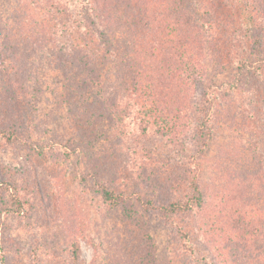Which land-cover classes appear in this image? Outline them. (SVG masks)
I'll return each instance as SVG.
<instances>
[{"label": "rangeland", "instance_id": "rangeland-1", "mask_svg": "<svg viewBox=\"0 0 264 264\" xmlns=\"http://www.w3.org/2000/svg\"><path fill=\"white\" fill-rule=\"evenodd\" d=\"M229 1L221 20L229 27L225 38L186 28L195 30L190 35H205L206 47L191 64L200 73H177L184 80L197 77L183 87L187 99L170 101L181 95L183 84L169 89V101L175 109L182 106L180 121L189 131L170 143L152 130L141 131L130 93L116 104L114 92L126 88L108 76L124 68L119 32L111 46L116 65L96 55V66H85V48L73 49L71 62L61 63L72 36L65 38L64 30L56 34L55 22L36 6L0 0L6 29L22 32L9 39L10 53L0 55L6 60L0 64L11 72L4 80L7 94L22 99L25 115L29 93L41 96L38 122L28 126L29 116L19 120V146H0V264H264V0ZM90 2L99 10L112 2L141 18L170 12L167 3L177 12L172 1ZM152 29L158 31L156 22ZM136 33L144 47L156 35ZM27 36L38 42L35 48ZM215 38L234 46L223 57L211 56L209 42ZM65 68L77 81L90 74L101 75V82L90 83L82 95L69 94L77 88ZM20 91L28 92L20 96ZM76 98L87 108L76 107ZM196 107L203 108L213 129L208 145L197 133ZM194 175L202 208L174 219L163 215L162 204L192 195L188 183ZM102 184L113 191L112 200L104 198ZM17 193L28 202L13 212L11 195Z\"/></svg>", "mask_w": 264, "mask_h": 264}, {"label": "trees", "instance_id": "trees-1", "mask_svg": "<svg viewBox=\"0 0 264 264\" xmlns=\"http://www.w3.org/2000/svg\"><path fill=\"white\" fill-rule=\"evenodd\" d=\"M169 1H172L173 7L177 12H172ZM25 6H36L35 8L47 14L48 17L55 22L52 25L53 31L57 34L58 30H64L65 38L72 39L70 44L65 48V53L61 55V63L70 61V52L73 49L87 50L84 53L87 56L85 66H96V55H100L104 61L107 59H113L115 65L118 61L114 60L117 52H112L111 46L114 44L113 39L118 32L119 39L124 41L125 46L123 48V57L120 56V62L124 68L117 72H110L108 76L115 78V83L124 87L121 91L114 92L116 104L122 103L125 99L131 98V103L137 109L139 121L142 127L141 131L152 130L153 134L162 135L172 143L178 139V136H186L189 131L183 128L184 121H180L185 113L182 106H178L176 109L171 105V102L187 99L189 92L185 91L184 86L188 85V80H197L196 76L184 80V77L179 72H187L193 74V72H199L198 67H193L192 62L197 63L202 57V50L205 49V35L197 36L190 35V32L186 28H203L204 32L208 31L212 38L215 35L219 38H225L226 31L229 27L226 24H221V20L225 19L227 13L225 9L226 5L230 4L229 0H162L163 3H167L170 8V12L164 11L163 15L154 16L152 19L148 17V14H143V17L132 16L126 7L114 5L111 3H104V7L100 10L93 7L90 0H21ZM165 17V18H164ZM0 19V55H4L6 52L10 53L5 47L11 49L7 43L14 34L22 33L19 31L9 32ZM152 20V21H151ZM141 22L144 24L141 29ZM158 24V31L153 32L154 23ZM139 28L140 30L136 29ZM137 31L147 32L148 34H156L153 36L152 41L148 47H144L143 39L136 33ZM24 32V30H23ZM157 32V33H156ZM145 36V34H144ZM149 36V35H147ZM150 38L152 36H149ZM27 44H31V49L35 48L38 42H34L26 37ZM145 40V39H144ZM216 40V38H215ZM210 40L209 52L213 50L211 56L223 57L224 54H228L231 49V42H219V40ZM151 47V48H149ZM27 51H31L27 49ZM151 51V54H150ZM218 51V53H216ZM156 55V59L154 56ZM199 56V57H198ZM24 57L28 56H16L15 59L23 61ZM151 58V59H150ZM61 59V58H60ZM81 62V58H78ZM0 62H5L3 58ZM156 62L154 66L150 61ZM71 62V61H70ZM90 62V63H89ZM148 64V65H147ZM114 65V66H115ZM76 67L74 68L75 71ZM67 80L76 82L72 84L77 88L74 91H70L69 94H74L79 91L80 95L82 91L89 89L90 83L93 85L95 82H101V75H98L94 79L90 74H82V81H77L76 77L70 76V70L64 69ZM93 72V71H92ZM10 70L5 68V64H0V138L3 142L0 143L1 147L5 146H19L20 130L19 120L23 118L25 120L28 116L30 118L28 126H30L34 120L38 122V103L41 101V96L30 92L26 101L29 106V111L25 115L23 107L21 105L22 99L20 97L12 100L13 95H8V88L4 82L5 78L10 75ZM106 76V75H105ZM6 80H9L6 79ZM120 81L123 82L119 83ZM174 85L181 86L178 88V93L172 96L169 101L170 91L169 89ZM124 85V86H123ZM28 91H20L18 94L25 95ZM15 92H13L14 94ZM130 93V95H129ZM167 95V97H165ZM71 102L72 97H68ZM77 100V98H76ZM14 104V105H13ZM77 106L83 105L85 102L77 100L75 102ZM12 105V106H10ZM14 106V107H13ZM2 107V110H1ZM205 108V107H204ZM199 112L197 121H199V128L197 133L203 138L204 144L210 136L213 135V129L209 127L203 110L200 107H196ZM24 116V117H23ZM7 118L10 120L6 121ZM2 122H5L2 124ZM10 122L16 124V126L9 125ZM35 123L33 125H35ZM202 126V127H201ZM1 141V140H0ZM24 145H27V141H24ZM184 157V156H183ZM171 161V159H170ZM184 161V158H183ZM173 162L174 159H173ZM183 167H187L186 163ZM8 183V182H7ZM102 193L105 199H113V191H111L105 184H102ZM174 186V185H173ZM189 192L192 195L173 197L167 203L161 205L163 209V215L174 219L176 216L182 214L192 213L195 209L202 208L204 204L203 194L199 187V182L194 175L188 183ZM189 194V193H188ZM16 202V207H13L10 211H19L26 208L27 199L22 197V194L11 195ZM139 198H142L139 197ZM145 203L149 201L144 200ZM179 221L175 220V227L177 234L182 232ZM78 258V252L73 251V259L76 262ZM232 260V258H230Z\"/></svg>", "mask_w": 264, "mask_h": 264}]
</instances>
